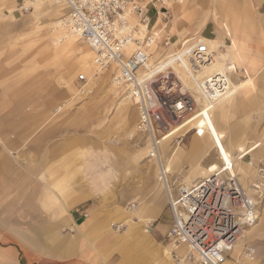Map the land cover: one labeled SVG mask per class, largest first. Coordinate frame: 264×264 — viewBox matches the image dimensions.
<instances>
[{
    "label": "crops",
    "instance_id": "0c3cea01",
    "mask_svg": "<svg viewBox=\"0 0 264 264\" xmlns=\"http://www.w3.org/2000/svg\"><path fill=\"white\" fill-rule=\"evenodd\" d=\"M199 1L203 0H191L187 4L176 1L175 6H167L176 13L173 20L180 17L181 25L188 27V13L193 5H199ZM208 1L211 2V16L223 25L215 39L217 45L209 48L212 51L220 49L214 55L217 64L208 71L229 66L234 69L236 64L242 65L248 59V64L243 68L244 80L252 85L254 77L258 84V90L251 91L248 96L235 93L229 105L226 104L225 117L218 112L220 128L230 136L229 146L234 139L236 144H242L247 149L251 147L241 161L251 165L252 172H260L264 167H256L264 163V155L262 159L257 156L264 146V99L261 98H264V71H254L256 58H248L245 51H258V57L264 53V0ZM0 2L11 6L16 0ZM262 6L263 10L256 11ZM226 39L230 43H226ZM52 44L59 46L55 41ZM62 44L59 47L64 48ZM154 49L161 57L163 53L160 54L158 46ZM82 60L83 57L79 61L81 66H86L88 70L95 67L94 64H83ZM169 66L174 67V64L170 63ZM78 67L79 63H75L64 74L65 82L71 88V73ZM1 71L0 83L5 81ZM234 77L242 80L241 75L235 74ZM34 94L27 92L18 97L16 91L0 90V264H175L167 253L174 246L173 243L163 244L161 240L172 218L165 209V197L160 190L141 188L123 194L100 183L95 172L104 168L105 162L102 160L100 167L98 160L83 154V139L95 138L82 137L79 130L80 113L74 110L64 114L70 115V118L63 115L50 121L48 116L51 110H61L64 103L54 106L50 92L44 91L40 97L43 106H38L36 100L39 97ZM67 95H72L70 89L60 91L57 97L60 99ZM129 113V120L133 122V110L130 109ZM184 128L181 127L182 130ZM203 140L201 131H198L189 141V156H198L196 153ZM193 142L195 145L192 147ZM177 155L174 154L175 157L169 160L168 167L162 163L165 171L174 170ZM247 155L250 160L243 161ZM211 159L214 161L213 157ZM194 163L192 172L184 173L186 184L220 173L218 168L207 171L202 168L203 163L201 166L199 161ZM153 167L155 171L158 170L157 162ZM241 174V169L236 168L231 177L236 180L243 195V207L247 208L238 214L240 218L237 216L238 220L244 221L250 218L248 208L254 202L246 195ZM253 186L254 191H260L259 184L254 183ZM141 197L147 199L150 205H157L159 211ZM130 198L140 199L133 211L123 206V199ZM257 213L253 212L255 220L249 223L247 230L242 231L240 240L237 239L230 252L231 258L223 264H235L234 260L243 258V255L239 257V250L245 243L250 257L243 264H264V207L260 215ZM162 216L165 219L159 221L151 231L144 226V222L137 221L138 218L155 220ZM117 220L120 224L116 230L123 228L120 232L112 228ZM182 246L179 245L178 249Z\"/></svg>",
    "mask_w": 264,
    "mask_h": 264
},
{
    "label": "rangeland",
    "instance_id": "374dc122",
    "mask_svg": "<svg viewBox=\"0 0 264 264\" xmlns=\"http://www.w3.org/2000/svg\"><path fill=\"white\" fill-rule=\"evenodd\" d=\"M21 1L16 0L11 6L5 4V2H0V69H2V76L5 80L0 83V90L16 91L18 97L27 94V92H33L35 96L38 95L39 97L36 100V105L38 106H43L40 98L41 93L44 91L50 92L54 106L64 103L63 107L57 106L59 108L62 107L61 110H51V114L48 116L50 121L63 117L65 113L77 110L80 113L79 118H81L79 130L82 137L92 136L95 138V140L83 139V154L90 156L92 160H98V166L100 167L101 161L105 162V167L102 166L104 168H99L95 172V176L97 179L99 178L100 183H104L105 186L113 189L114 192L119 190L123 194L133 193L141 188L147 191H154V189L157 191L159 189V192L162 193L161 195L165 197V209L170 213L167 194L165 195L163 191L162 182L160 179L158 180V170L155 171L153 167V165H156V162H153L156 158L149 156L147 140L137 130V112L135 107L122 95L120 88L112 81V67L107 70H99L95 66L88 70L86 66H81L79 62L81 57L90 51V48L82 40L77 39V43L74 46L58 44L59 46L62 44L64 48L52 44L53 40L49 26L57 18V14L60 15L62 13L59 7L40 4L36 7L32 5L25 11L19 9ZM190 1L185 0L183 3L187 4ZM210 3L208 0H203L199 1L198 6L193 5L194 7L190 9L189 17L186 20L188 27L181 25L182 20L180 17L171 21L173 14L170 13L171 10L169 8L165 15H161V12L155 13L150 24V29L157 39L155 40L157 44H155L158 46L160 54L163 53L159 57L157 49H150L149 63L152 66L151 70H159L170 63L174 64L175 68L172 66H167L166 68L172 67L177 73H180L178 74L183 83L186 84V89L194 95L197 107L202 109V113L196 116L192 122L193 125L196 124L195 126L198 127L197 131L189 130L185 132L186 128L183 131L181 128H173L165 137H162L164 146L159 144L160 160L164 165V161H166L171 150H174L179 155L178 162L173 165L174 170L166 171L167 182L171 188V194L174 196L177 195L180 186H190L202 180L201 178L192 184L184 182L186 175L184 173L192 172L195 161H199L200 166L203 163L202 168L204 167L207 171L212 168H218L220 173L217 176L222 182H228L236 168H240L242 172L240 179L244 184V189H246V195L253 199L254 210L258 211L257 214L260 215L264 207V170L260 172L254 170L255 172H252V166L246 164L247 162L241 161L245 154L251 150V147L247 149L242 144H236L234 139L232 145L229 146L228 138L230 136L220 128L219 116H217L218 112H220L219 115L225 117L228 108L226 104L229 105L235 93L236 95L244 94L248 96L251 91L258 90V84L254 77L252 78V85L244 80L243 68L248 64V59L242 65L236 64L235 70L230 66L214 70L213 74L220 72L228 81V90L220 95L228 93L224 100L219 98L220 96L207 98L205 96L207 93L202 89V83L200 87L205 94V98L204 96L200 97L199 87L196 91H193L191 84L188 82L186 75H190V72H188L187 66L185 65L183 68L186 75H183L180 69V66L184 64V60H187L188 52H191L195 44H199V40H195L190 49L184 51V49L181 50V47L185 42H190L194 36L216 39L219 31L223 29L221 21L213 19L211 16ZM168 5L175 6L176 1H170ZM40 6L42 8H38ZM259 10H263V6L256 9V11ZM160 29H163V31L159 32L158 30ZM166 39H169L168 44L164 42ZM226 43H230V41L226 39ZM219 50H213V55H216ZM245 52L248 53V58L251 56L256 58V69L254 71L261 70L263 72L264 53L262 52L258 57V51L246 50ZM87 59L89 58L87 57ZM75 63H79V67L71 73V88V85L65 82L64 74ZM92 64H94L93 59L87 63V65ZM239 68H241V71ZM79 73H84L87 76V82L89 77V82L85 84L78 82L76 78ZM235 74L241 75L240 78L242 80H236ZM108 75L109 77H107ZM186 80L187 82H185ZM81 85L84 88L79 91L78 87L81 88ZM68 89L72 91L71 96L67 95L60 99L57 97L60 91ZM261 98L262 100L264 99L263 97ZM199 99H202V102ZM221 100L223 101L221 102ZM219 101L220 103L218 104ZM132 108L135 115L133 122L129 120L131 115L129 110ZM64 116L70 118L68 114ZM179 131H181L179 134L183 133V135L177 137L176 133ZM198 131H201L204 140L201 148L196 153L198 156L191 157L188 153L189 141L191 142L192 137ZM262 134L264 137V132ZM262 149L263 151L257 155L260 159L264 155V146ZM211 157H213L214 161L212 159L209 160ZM249 160V155H247L246 160L245 158L243 159V161ZM260 166L264 167V163L256 168L258 169ZM102 171L105 173H102ZM254 183L259 184L260 191L253 190ZM141 198L150 205L147 199ZM139 200L133 198L123 199V206L126 207L125 209H132L133 205L136 206L139 203ZM150 206H154L159 211L157 205ZM244 211L243 207L239 209L237 216ZM238 217L240 218V216ZM164 219L165 217L162 216L151 221L152 224L150 226L149 224L147 225L148 230L151 231L159 221ZM114 222L115 225L113 226L112 224L114 231H122L123 228L116 230V226L120 222L118 220ZM239 226L241 231L237 239L240 238L242 231L244 229L247 230L250 225L246 220H239ZM161 240L163 244L169 242L165 238V233L161 235ZM247 252L248 247L245 243L239 250L240 255L238 254L239 257L243 255V258L240 257L237 264L249 261V257L245 255ZM229 258H231V253Z\"/></svg>",
    "mask_w": 264,
    "mask_h": 264
},
{
    "label": "built area",
    "instance_id": "2783aa9c",
    "mask_svg": "<svg viewBox=\"0 0 264 264\" xmlns=\"http://www.w3.org/2000/svg\"><path fill=\"white\" fill-rule=\"evenodd\" d=\"M32 1L22 0L19 9L28 10ZM46 1L60 8L65 24L79 40L90 46L96 67L99 70L112 67V81L136 109L137 130L147 140L150 157H156L162 137L171 129L182 126L186 128L185 132L198 130L192 122L202 109L197 107L194 95L182 86L174 68L151 72L149 51L153 40L149 36H140V25L150 26L154 14L167 11L171 0ZM168 41L166 39L165 44ZM210 55L207 44L199 42L189 52L191 70L195 72ZM76 80L85 84L87 76L79 73ZM227 84L224 75L213 74L203 82L202 89L209 97H218L228 90ZM180 132L176 133L177 137L183 135ZM216 176L214 173L188 187L180 186L174 202L169 201L172 222L165 238L186 245L193 264H223L241 231L233 207L223 206L225 217L209 211L216 196L218 203L222 202L226 189L232 199L240 200L237 188L223 184L221 193H218V187L213 189L212 185L219 181ZM248 210L250 218L246 221L250 223L256 218L252 216L256 213L254 205H249ZM220 227L225 234L217 233ZM245 255L250 257L249 249Z\"/></svg>",
    "mask_w": 264,
    "mask_h": 264
},
{
    "label": "bare ground",
    "instance_id": "6f19581e",
    "mask_svg": "<svg viewBox=\"0 0 264 264\" xmlns=\"http://www.w3.org/2000/svg\"><path fill=\"white\" fill-rule=\"evenodd\" d=\"M172 1V0H171ZM185 0H183V1H181V2H184ZM170 2V1H169ZM168 2V3H169ZM179 2V1H178ZM29 3H32L35 7L36 6H38V5H40V4H47V5H49L50 7H58V6H56V5H54V4H52L50 1H46V0H33L32 2H29ZM167 8H169V10H171L172 12H170L171 14H173V17H175L176 16V13L172 10V8H170L169 6H167ZM159 12H162V13H165L166 11H158V13ZM172 17V19H171V21L174 19ZM165 24V23H164ZM167 24V23H166ZM160 28H161V26H160ZM163 29H160V30H158L159 32L160 31H162ZM49 31H50V34L52 35V39H53V41H55V43L57 42V44H60V43H63L64 45H67V46H74L76 43H77V39L79 40V38H78V36L75 34V33H73V31H71V29L65 24V22L63 21V19H62V13L52 22V24L49 26ZM157 34V33H156ZM140 36L141 37H144V36H149L153 41H152V43H151V47L152 46H155V47H157V43L155 42V40H157L156 39V37H155V35L152 33V31H151V29H150V26H148V27H146L144 24H142V25H140ZM195 40H199V42H204V43H206L207 44V47H208V50H209V52H210V57L209 58H207L206 59V62H204V63H201L200 65H199V68L195 71V72H193L192 70H191V61H190V56H189V52H188V56H187V60H186V66H187V69H188V72H190V75H186V73H185V71L183 70V68H184V66H185V64H183V65H181L180 66V69H181V72H182V74L184 75H186L187 77H188V82H189V84H191V86H192V90L193 91H196L197 89H198V87H199V89L198 90H200V97L201 96H204L205 94H204V92H203V90L201 91V83L203 84V82H205L206 81V79L212 74L213 75V72H214V70L213 71H208L209 69H210V67L212 66V67H215V65L217 64H215V61H214V55H213V52H212V50H210L209 48H215V46L217 45L216 44V41H215V39L213 40V39H207V38H204V37H199V36H194V38L190 41V42H185L184 43V45L180 48L181 50H183L184 49V51H186L187 49L189 50L190 49V47L192 46V43H193V41H195ZM156 43V44H155ZM216 44V45H215ZM196 45H198V44H195L194 46H196ZM87 46L90 48V46L87 44ZM130 46L132 47V43L130 44ZM193 46V47H194ZM153 49H154V47H152ZM187 50V51H188ZM181 54V53H180ZM87 57L89 58V59H87ZM93 59V52H92V49L90 48V51H88L87 52V54L85 55V56H83V64H87L90 60H92ZM179 60V59H178ZM214 62V63H213ZM169 64V63H168ZM212 64H214V65H212ZM96 66V65H95ZM149 66H150V68L152 67L150 64H149ZM167 66H169V65H166V66H163V68L162 69H159V70H151V72L152 73H156V72H160V71H162V70H164V69H169V68H166ZM194 67V66H193ZM112 72V71H111ZM110 72V73H111ZM220 72H217V73H215V74H219ZM178 74V73H177ZM178 76H179V74H178ZM180 77V76H179ZM230 77V76H229ZM199 78H201V80H199ZM180 79H181V77H180ZM181 81H182V86L183 87H185L186 86V84L185 83H183V80L181 79ZM88 82H89V77H88ZM87 82V83H88ZM96 82V81H95ZM185 82H187V80L185 81ZM97 85V84H96ZM84 88V87H83ZM83 88H79L78 87V90L79 91H81ZM187 88V87H186ZM228 94V93H227ZM227 94H225V95H222L221 97H219V98H223V97H226V95ZM207 98H209L210 99V97H208L207 95H205ZM205 96H204V98H205ZM200 100V102H202V99H199ZM131 110H133V108L131 109ZM136 127H137V125H136ZM182 126H178V127H175V128H181ZM165 137V136H164ZM195 145V143L193 142V145H192V147ZM160 146H164V144H163V139L160 141ZM167 154V153H166ZM174 154H176L175 152H174V150H171L170 151V153H168V156H167V159H166V161L164 162L165 163V167H168V162H169V160H171L172 158H174L175 156H174ZM177 157L179 158V156L177 155ZM156 159H155V161L157 162V165H158V180L160 179V181L162 182V184H163V188H164V192H165V195L167 194V200L168 201H172V202H174V200H175V196L173 195V194H171V188L169 187V185H168V182H167V172L164 170V166H162V161L160 160V154H159V146H158V149H157V155H156V157H155ZM212 175V174H211ZM210 175V176H211ZM210 176H208V177H210ZM207 177V178H208ZM216 178L217 179H219V181L217 180V182H215V184L214 185H212L213 186V189H215L216 187H218V193H221V187H222V185L223 184H226V187H228V186H232L233 188H237L238 189V191L240 192V200L237 202L236 200H234V199H232L231 197H230V192H229V190L228 189H226V191H225V195L223 196V198H222V202H220V203H218L219 202V200L217 199V196H216V198H215V200H214V204H213V206H209L208 208H209V211L210 212H213V213H215V214H219V215H221V217H225V216H223V213H224V210H223V206L225 207V206H230V207H233V209H234V213H235V217L236 218H238L237 217V212H238V210L241 208V207H243V205H244V198H243V195H242V193H241V191H240V189H239V186H238V184H237V182H236V180L233 178V177H230V180L228 181V182H222V180L218 177V176H216ZM186 185H183L182 187H185ZM186 187H188V186H186ZM217 189V188H216ZM236 192H237V190H236ZM136 209V206H134L133 205V207H132V209H129V210H131V211H133V210H135ZM127 217V216H126ZM134 218V217H133ZM122 219V218H121ZM120 219V220H121ZM128 221V220H127ZM137 221H139V222H144V226H146L147 227V225L148 224H151L152 222L151 221H153V220H151V219H147V218H138L137 219ZM132 222V221H131ZM120 224V223H119ZM122 224V223H121ZM133 224V223H132ZM135 224V223H134ZM121 227V226H120ZM131 227V226H130ZM132 228V227H131ZM148 228V227H147ZM221 228V227H220ZM239 230V229H238ZM142 231H143V229H142ZM217 233H219L220 235L221 234H225V231L224 230H222V228H221V230H219V231H217ZM148 236V235H147ZM220 237V236H219ZM223 237V236H222ZM144 239H146V238H144ZM137 240V239H136ZM237 241V240H236ZM142 242V241H141ZM144 242V241H143ZM169 242H171V241H169ZM171 243H173V242H171ZM235 244H236V242H235ZM235 244H233L232 246H231V248L229 249L230 250V252H231V250H232V248H233V246L235 245ZM170 245V244H169ZM173 247H172V249H168V251H167V253H168V255L170 254L171 255V258H172V260H173V262L175 263V264H193L192 263V260L189 258V250H188V248L186 247V245H184V244H177V243H173ZM179 245H184V246H182L181 247V249H178V246ZM168 247V246H167ZM167 249V248H166ZM165 250V249H164ZM247 255V254H246ZM167 256V255H166ZM169 258V257H168ZM229 257H227L225 260H227ZM248 259V258H247ZM225 260H224V262H225ZM170 261V260H169ZM223 262V263H224ZM139 263H141V262H139ZM234 263H235V260H234ZM142 264V263H141ZM236 264V263H235Z\"/></svg>",
    "mask_w": 264,
    "mask_h": 264
}]
</instances>
